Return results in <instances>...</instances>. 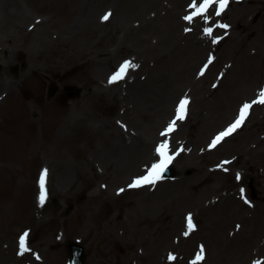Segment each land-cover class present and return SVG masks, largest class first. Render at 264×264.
<instances>
[{
  "label": "rangeland",
  "instance_id": "obj_1",
  "mask_svg": "<svg viewBox=\"0 0 264 264\" xmlns=\"http://www.w3.org/2000/svg\"><path fill=\"white\" fill-rule=\"evenodd\" d=\"M53 1L23 0L30 19L46 23L43 56L37 59L42 68L36 93L28 86L31 80L17 77L12 99L11 95L0 99H4L0 102V264H67L68 241L84 246L85 264H193L201 246L204 258L195 264H264V104L252 103L264 88V70L257 73L258 65L264 66V0H228L219 16L208 9L190 21L189 26L197 31L194 35H203L207 27L213 34L207 42L186 43L180 59L196 58L188 65L190 72L202 62L207 64L203 76L209 85L224 76L216 97L228 89L233 97L231 113L225 121L207 128L212 122L209 111L200 109L206 133L201 131L204 138L197 148L188 144L179 155L171 153L173 177L140 188L128 185L158 158L160 143L168 142V137L189 140L193 103L185 130L175 136L172 132L161 135L183 92L173 98L170 112L162 120L156 111L147 110L150 104L144 100L124 96L129 84L136 80L148 83L158 73L150 58L144 63L146 56L134 31L150 10L160 4L162 9L174 6V2L64 0L67 14L55 22L52 10L42 6ZM200 3L202 0L188 13L196 11ZM83 8L88 9L87 15ZM108 12L109 19L103 21ZM1 26L0 61L7 65L0 73L20 76L10 64L18 62L11 49L28 50L31 60L37 51L30 48L31 41L38 28L33 26L26 36L15 33L12 25ZM219 38L223 39L220 46ZM1 48L9 51L7 58ZM194 49H198L197 56H188ZM124 61L137 67L110 84L109 77ZM247 76L256 81L255 85L252 82L253 94L245 92L248 85L243 79ZM51 82L59 90L48 99L46 88ZM65 86L78 90L67 102L59 96ZM246 102L252 106L242 129L210 148ZM49 115L52 121L46 125ZM196 134L199 139L200 131ZM218 165H228V169L214 176L213 167ZM183 166H187L185 170ZM195 168L200 169L198 175ZM44 169L46 198L41 205L39 177ZM205 174H211V190L194 195L192 184ZM233 191H237L234 201L225 206L215 202L216 207L209 209L211 199ZM189 214L193 228L185 236ZM210 221L216 222L213 231L202 232L201 224ZM25 232L30 251L18 255L19 237ZM169 254L175 259L169 261Z\"/></svg>",
  "mask_w": 264,
  "mask_h": 264
},
{
  "label": "bare ground",
  "instance_id": "obj_2",
  "mask_svg": "<svg viewBox=\"0 0 264 264\" xmlns=\"http://www.w3.org/2000/svg\"><path fill=\"white\" fill-rule=\"evenodd\" d=\"M170 1L171 3L174 2V6H166L162 9L161 4L157 5L156 10H150V13L140 20L138 29L134 31V34L137 36V40L139 41L138 44H140V51L146 56L145 59H143L144 63H146L147 57L150 58L151 61H153L154 67L158 69V73L156 76H153L154 78H152L148 83H141L140 81L136 80L133 84H129L128 88L125 90L124 96H129L128 98L132 99L139 100L140 98L144 100V102L150 104L147 110L156 111L158 113L159 119L162 120L163 116L170 112V103L173 98L183 92L189 103H193V108L191 109V129L189 126L187 128L189 140L180 141L179 138L174 137V139L170 141L172 149L180 152L181 147L183 150V147L188 144L193 145L194 149L197 148V144H199L204 138V136H201L203 132L206 133V131L202 129L201 122H203V117L200 109H208V117L212 120V122L207 125V128H210V125L219 124L221 121H225L229 117L233 105V97H229L228 89H225L220 96L216 97V94L219 92L218 90L221 88V86L223 87L222 83L225 79L224 76L214 79L212 84L209 85L207 76L199 75L202 68L201 66H198V69H195L194 72H190L191 66L188 65H190L196 58L188 59L184 57L183 59H180L181 54L184 52L186 43L192 44V41L194 40L198 41L195 44L207 42V38L209 36H206L205 33L203 35H194L197 31L194 30L192 26H189L188 21L184 19V17L187 16L189 5H192L194 2L193 0ZM140 3H143V0H140ZM195 5H197V3H195ZM26 6L27 4L24 5L23 0L21 2H18L17 0H0V25H2V28L4 25L6 27H11L12 25L15 33H23L26 36L30 35L29 33L33 29V26H37L38 28L36 37L31 41L30 48L37 50L34 53L35 55L32 56L31 60L28 50H20L18 48L11 49V52H13L15 58H18V62L16 64L14 62L10 63L11 67L15 70V73L21 74L20 76L10 77L0 73V99L6 98L10 95L12 99V88L16 83L17 77L20 79V81L31 80L28 83V86L32 92L36 93L37 90L35 82L41 77L39 69L42 67L38 66L37 59H40L43 56L41 52H43L44 49V42L46 43L45 37H43L45 35V32L43 33V31H45L46 23L44 20H31L27 15L25 8ZM42 6L52 10L55 17V22H59L61 17L64 14H67V11L64 12V0H54L51 2V4L43 2ZM83 9V15H87L88 9ZM209 10L213 11V14L216 11V9H213L212 7H210ZM186 29L188 30L186 31ZM58 33L59 29L56 28L57 45L59 44ZM221 42L222 40L219 41L218 46H220ZM145 45H147V47H145ZM1 53L3 54L4 58H7L9 51L1 48ZM198 53V49H194L193 52L188 56L196 57ZM4 64H6V62L0 61V71L2 70V66ZM263 70L264 66L258 65L257 73L263 72ZM34 73L37 76H35ZM31 75L33 76L32 78ZM253 78L251 76H247L243 79L244 83L248 85L245 89V92L248 94L254 93V85L256 81H254ZM213 85H215V87H213ZM188 90L190 93H188ZM3 100L4 99L1 101ZM8 103L13 106V102L11 100L8 101ZM21 104L22 103H20L19 106L21 109H23ZM42 106L44 107L43 110H47V104L45 102H42ZM58 119L61 121V117L59 118V115ZM55 120L56 116L54 115V121ZM189 120V116L187 117V115H185L184 120L176 122L175 129L173 130L175 135L180 134V132L185 130L184 127L186 128ZM51 121L52 116L49 115L46 125L51 123ZM204 128H206V126ZM202 130L203 132H201ZM198 131H200L199 139L198 136H196V132ZM234 136L235 133L229 139ZM137 142L140 144V140ZM232 145L233 144L226 148L232 147ZM186 167L183 166V170H185ZM223 169H228V165L213 167V175H217L219 172H222ZM199 170L200 169L195 168L194 174L198 175L200 172ZM187 179H190V177H187ZM210 179L211 174L201 175L191 186L194 195L196 193L203 195L204 193L210 191ZM0 181L3 180L0 178ZM236 192L233 191L222 197L211 199L210 203H212V205H210L209 209L216 207V204H213L215 202H224L225 204L223 203V206L228 205L229 201H234L232 197H234ZM209 214H211V212H209ZM215 226V221L204 222L203 225L201 224V231L205 230L208 232L211 231V229L213 231ZM207 236L208 234L205 233L203 237L205 238Z\"/></svg>",
  "mask_w": 264,
  "mask_h": 264
},
{
  "label": "snow or ice",
  "instance_id": "obj_3",
  "mask_svg": "<svg viewBox=\"0 0 264 264\" xmlns=\"http://www.w3.org/2000/svg\"><path fill=\"white\" fill-rule=\"evenodd\" d=\"M218 2V7L216 8L215 15L219 16L221 11L224 10L225 6L228 4V0H202V3L199 4V7L196 8V11H194L191 15L185 16L184 19L186 21H191L193 17L199 16L204 12H207L210 6ZM195 6V0L192 5H189V7ZM111 15L110 12L105 13L104 16H102V20L106 21L109 19V16ZM205 22H207V17L205 18ZM220 27L227 28L228 25L221 24ZM188 29H186L187 31ZM204 33L206 36H211L213 34V30L211 27H207L204 29ZM217 40L214 39L213 43H216ZM212 62V57L210 56L208 58V64ZM207 64L204 66V68L201 69L199 75L204 74V69L207 68ZM137 67L134 65L131 61H124L120 68L109 77V83H114L118 80H122L129 68ZM215 87V85H213ZM259 99L253 101L252 103H260L264 104V89H262L259 94ZM188 99L187 98H181L177 107H176V114L173 120H171L167 126V128L164 130V132L161 133L162 136L167 135L168 133H171L176 125L177 121H182L185 118L186 112H187V106H188ZM252 104L250 103H244L238 112L237 118L234 120L232 124L228 126L227 129H225L223 132L219 133L211 142L209 145L210 148L215 147L216 144H218L224 137L229 136L231 133L236 131L238 128L241 127V125L244 123L246 117L248 116L249 109L251 108ZM169 144L167 140L160 143L156 148V153L159 156V162L153 163L151 167L147 170V172L143 176L134 177L133 181L128 185L129 188H138L144 185H154L157 180L161 178V174L164 172L166 167L169 163H171L173 157L168 154ZM223 163L227 164L228 161H224ZM219 167V165H218ZM227 170V169H225ZM47 176V169L42 170L40 177H39V187H40V193H39V203L42 205L46 198V191H45V178ZM237 179H240V175L237 174ZM120 192H123L124 189H120ZM243 189H241V192L243 193ZM247 202V201H246ZM186 228L187 231H185L184 235L187 236L188 232L192 230L193 228V218L192 215L189 214L186 218ZM239 227V226H238ZM28 236V233L25 232L19 237V252L18 255H22L25 252L30 251V248L26 246V237ZM39 258V257H37ZM204 258V248L203 246L200 247L199 252L196 255L195 261L193 264H195L196 261H200ZM169 261H172L175 259V257L171 254L168 256ZM253 264H258V262H253Z\"/></svg>",
  "mask_w": 264,
  "mask_h": 264
}]
</instances>
